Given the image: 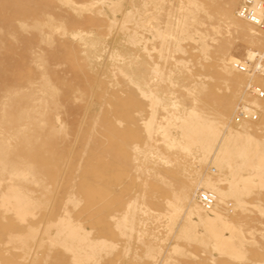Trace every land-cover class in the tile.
<instances>
[{
	"label": "rangeland",
	"instance_id": "374dc122",
	"mask_svg": "<svg viewBox=\"0 0 264 264\" xmlns=\"http://www.w3.org/2000/svg\"><path fill=\"white\" fill-rule=\"evenodd\" d=\"M240 2L0 0V264H264V99L232 119L264 31ZM211 180L237 252L199 223Z\"/></svg>",
	"mask_w": 264,
	"mask_h": 264
},
{
	"label": "bare ground",
	"instance_id": "6f19581e",
	"mask_svg": "<svg viewBox=\"0 0 264 264\" xmlns=\"http://www.w3.org/2000/svg\"><path fill=\"white\" fill-rule=\"evenodd\" d=\"M67 1V0H66ZM107 2V1H106ZM241 2H242V0H241ZM240 2V3H241ZM102 4V3H101ZM145 4V3H144ZM255 4H258L257 3V1L255 0ZM112 6V5H111ZM84 11V10H83ZM256 14L258 15V16H260L261 15V12H260V8L259 7H257L256 8ZM235 16H236V18H238L239 20H242V21H246V20H244V19H241V18H239L238 16H237V14H236V10H235ZM114 18V17H113ZM126 18V16H124V18H123V20ZM124 22V21H123ZM122 22V23H123ZM247 22H249V21H247ZM251 25H253V26H255L256 27V25L255 24H253V23H251V22H249ZM114 24L115 25H117V21H115L114 22ZM249 24V25H250ZM122 26H124V25H122ZM121 27V26H120ZM240 27V26H239ZM236 28V27H235ZM238 28V27H237ZM258 28V27H257ZM243 30V29H242ZM246 31V30H245ZM248 31V30H247ZM249 31H250V29H249ZM84 38V37H83ZM86 38V37H85ZM97 38V37H96ZM81 40H82V38H81ZM85 40V39H84ZM90 40V39H89ZM155 40V39H154ZM96 41V40H95ZM84 42H86V41H84ZM91 44H92V42H91ZM264 53V49L262 50V51H255V52H251V53H249V54H246V56H245V60H246V62L247 63H249V62H252L253 60H254V58L258 55V54H263ZM97 58V57H96ZM138 59V58H137ZM172 75V74H171ZM254 85V86H256V87H259V88H261L263 91H264V78L263 77H261L260 75H256L254 72H252L251 70H249V80L244 84V85H246L245 86V90H243V92H244V94L245 95H247L248 96V98L250 99V100H252L251 101V103H249V102H246V103H241V104H238L237 106H236V108H235V110H234V114H232L233 115V122L235 123V124H242V123H256V121H258V116H259V110H258V108H257V105L255 104V102L256 101H259V100H262V99H264V98H258L257 96H255V95H251V94H249V93H247V91H246V89H247V86H249V85ZM257 98V99H256ZM258 104V103H257ZM244 107V108H246V110H247V112H253L254 114H256V116H257V120H241V121H238V122H236L235 120H234V116H235V112H236V109L238 108V107ZM244 125H242V127H243ZM219 129V128H218ZM246 133H248L247 131H246ZM248 135V134H247ZM245 137H247V138H249L248 136H245ZM251 137V136H250ZM244 138V137H243ZM252 138V137H251ZM246 139V138H245ZM254 139V138H253ZM253 139H252V141H253ZM249 140V139H248ZM191 141V140H190ZM193 141V140H192ZM249 141H251V140H249ZM256 141V140H255ZM195 142H196V140H195ZM251 143V142H250ZM247 144V143H246ZM254 144V143H253ZM256 144H257V142H256ZM252 145V144H251ZM215 146V145H214ZM213 146V147H214ZM253 146V145H252ZM256 146V145H255ZM218 147V146H217ZM257 147V146H256ZM234 148V147H233ZM214 149V148H213ZM240 149V148H239ZM231 150V149H230ZM238 150V149H237ZM242 150V149H241ZM248 151H249V149H247ZM251 150H254V148L253 147H251ZM250 150V151H251ZM252 152H254V151H252ZM249 154L251 153V152H248ZM246 154H247V152H246ZM248 154V155H249ZM252 154V153H251ZM232 163V162H231ZM221 166V165H220ZM231 167V166H230ZM232 171V170H231ZM238 176V175H237ZM253 176V175H252ZM251 176V177H252ZM235 177V176H234ZM246 177V176H245ZM250 177V176H249ZM248 177V178H249ZM254 177H257V176H255L254 175ZM253 177V178H254ZM237 178V177H236ZM204 179V178H203ZM202 179V180H203ZM207 179V178H206ZM210 179H211V177H210ZM259 179V178H258ZM212 181V180H211ZM215 181L216 182H220V181H217L216 179H215ZM237 182H240L241 184H243L244 186H249V185H251L252 184V182H253V179H247V178H244V177H238L237 178V180H236ZM259 181V180H258ZM261 181V180H260ZM203 183H200L199 185H200V189H201V187H202V192H205V193H207V194H210L214 199H215V203L213 204V206H211L210 208H205L200 202H199V199H198V197H197V193H198V191H200V189L198 188L197 189V191H196V193L195 194H193V195H195V200H197V202L199 203V205H200V207H201V209L203 210V212H205V213H210V215H206L204 218H199L200 219V221H199V223L201 224L202 223V225H204V227L207 229V231H208V235H209V241L211 242H213L214 243V246H215V248L217 249V250H221V251H224V250H228V251H230V252H237V249H235L236 247L235 246H233V243H232V238H234V236H232V234H235V235H239V231H238V227L235 225V223H233L231 220H227V219H222V218H220L219 217V215L221 214V211L219 210V207H218V205H216V202H217V200L219 199V203L220 204H223L224 206H228L229 204H228V200H229V194H225V193H223V192H216V189L214 188V186H215V184H216V182L215 183H213V181L212 182H210V181H202ZM255 182H256V180H255ZM233 189H235V188H233ZM236 190V189H235ZM192 197H194V196H192ZM196 202V201H195ZM216 205V206H215ZM189 207V206H188ZM187 207V208H188ZM194 210V209H193ZM192 212V211H191ZM199 212H200V210H199ZM193 215V214H192ZM197 215H198V213H197ZM197 215H196V217H197ZM188 216H191V215H188ZM219 217V218H215V217ZM192 217V216H191ZM199 217V216H198ZM188 219V218H187ZM198 219V220H199ZM189 221V220H188ZM64 221H62V223H63ZM65 222H67V221H65ZM190 222H191V220H190ZM61 224V223H60ZM67 224H68V222H67ZM190 224H192V223H190ZM219 224H220V226H219ZM64 225V224H63ZM62 225V226H63ZM70 225V226H69ZM69 225H67L66 227H62L61 225H60V230L59 229H57V232H54L53 233V235L55 236V237H58L59 238V241L60 242H62V243H64L65 245H67L68 247H69V249L71 250V252H73V253H77L78 251H79V249L80 248H82V244H81V239L80 238H78V235L76 234V228H75V226L74 225H72V226H74V227H71V224H69ZM194 225V224H193ZM44 226V225H43ZM192 227V226H191ZM220 227H223V229L222 230H224V231H227L229 234H224V233H221V230H220ZM30 229V228H29ZM33 229H34V227H33ZM37 230V229H36ZM44 230H46V228H44V229H38L37 231H36V233H33L34 231H32V229H31V233H33L34 234V236H33V239L35 240V238L34 237H36V238H40V236L41 235H39V234H45V232H44ZM59 230V231H58ZM65 230H69L70 232H72V233H67V234H64V233H62L63 231H65ZM78 230V229H77ZM29 231V230H28ZM51 231V230H50ZM30 234V233H29ZM43 234V235H44ZM47 234V233H46ZM49 234H51V232L49 233ZM49 234L47 235V237H49ZM196 234V233H195ZM52 235V234H51ZM62 235H65V236H63L62 237ZM86 235H87V233H86ZM29 236H31V234L29 235ZM195 237H196V235H195ZM38 238V239H39ZM196 238H198V236L196 237ZM241 239V238H240ZM204 242V241H203ZM209 242V243H210ZM99 243V242H98ZM105 243V242H104ZM94 244V243H93ZM103 244V243H102ZM84 245V244H83ZM92 245V244H91ZM94 247V246H93ZM76 257V256H75Z\"/></svg>",
	"mask_w": 264,
	"mask_h": 264
},
{
	"label": "built area",
	"instance_id": "2783aa9c",
	"mask_svg": "<svg viewBox=\"0 0 264 264\" xmlns=\"http://www.w3.org/2000/svg\"><path fill=\"white\" fill-rule=\"evenodd\" d=\"M258 4H255V0H242L239 4L236 14L239 18L249 21L256 25L259 29L264 31V0H256ZM260 8L261 15L256 14V8ZM240 69H246L242 65H235ZM248 69L254 72L256 75H260L264 78V53L258 54L252 62L246 64ZM247 93L255 95L258 98H264V91L254 85L247 86ZM234 120L236 122L241 120H257L256 114L253 112H247L246 108L238 107L235 112ZM197 197L199 202L205 207L210 208L215 203V199L210 195L202 191H198Z\"/></svg>",
	"mask_w": 264,
	"mask_h": 264
}]
</instances>
